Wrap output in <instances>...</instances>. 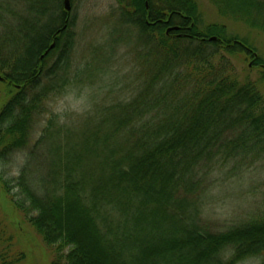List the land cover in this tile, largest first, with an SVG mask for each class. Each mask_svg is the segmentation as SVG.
<instances>
[{
	"label": "trees",
	"instance_id": "16d2710c",
	"mask_svg": "<svg viewBox=\"0 0 264 264\" xmlns=\"http://www.w3.org/2000/svg\"><path fill=\"white\" fill-rule=\"evenodd\" d=\"M208 1L264 34V0ZM59 3L0 0V159L26 147L42 104L70 85L66 21L55 27L68 14L40 24ZM119 3L140 36L135 94L96 102L73 128L49 118L17 179L0 178L3 193L53 251L49 264H264V204L227 226L205 217L214 189L264 159V61L225 25L201 26L195 0ZM238 54L258 82L237 78L227 56ZM7 232L2 218L0 264H28Z\"/></svg>",
	"mask_w": 264,
	"mask_h": 264
},
{
	"label": "rangeland",
	"instance_id": "374dc122",
	"mask_svg": "<svg viewBox=\"0 0 264 264\" xmlns=\"http://www.w3.org/2000/svg\"><path fill=\"white\" fill-rule=\"evenodd\" d=\"M195 1L201 16V26L212 23L225 25L230 34L245 38L264 61V34L219 17L208 0ZM59 2L56 14H46L40 24L45 30V25H50L63 11L68 14L66 19L63 18L54 26L61 27L65 21L67 24L60 49L64 51L65 59V50L68 49L66 44L70 43L66 60L69 67L65 70L70 85L63 89L59 97L42 104L43 113L35 117L26 147L0 159V178L3 180L12 182L17 179L29 159L30 148L38 140L49 118L52 117L57 125L73 128L77 126L79 117L91 110L96 102L130 98L139 83L136 65L139 67L140 61L135 60L133 54L139 47V31L134 26L126 28L119 22V0H69L68 12L63 8V0ZM13 7L18 11L22 9L14 4ZM56 56L57 53L51 60L48 59L46 64L49 67L55 62ZM227 58L240 82H258L261 70L253 67L250 59L242 54ZM261 90L264 95V88ZM232 166L229 164V169ZM225 185L214 189L205 205L206 219L221 226L238 223L251 215L258 206H263L264 159L249 167L243 179H230ZM3 192L0 186V220H5L10 234L7 233L14 239L11 242V246H14L12 251L23 252L28 264H49L53 251L40 243ZM243 264L257 262L247 261Z\"/></svg>",
	"mask_w": 264,
	"mask_h": 264
},
{
	"label": "water",
	"instance_id": "95a60500",
	"mask_svg": "<svg viewBox=\"0 0 264 264\" xmlns=\"http://www.w3.org/2000/svg\"><path fill=\"white\" fill-rule=\"evenodd\" d=\"M63 8H64V10H65L66 12H68V11L70 10V2H69V0H63ZM176 30H178L177 27L169 28V29L167 30V33L170 32V31H176ZM210 40H211V41H214V40H216V39L213 37V38H211ZM53 47H54V44H52V45L50 46V49H52ZM0 80H1V78H0Z\"/></svg>",
	"mask_w": 264,
	"mask_h": 264
},
{
	"label": "flooded vegetation",
	"instance_id": "af4514ba",
	"mask_svg": "<svg viewBox=\"0 0 264 264\" xmlns=\"http://www.w3.org/2000/svg\"><path fill=\"white\" fill-rule=\"evenodd\" d=\"M166 33H167V31H166ZM168 33H169V32H168ZM168 33H167V34H168Z\"/></svg>",
	"mask_w": 264,
	"mask_h": 264
}]
</instances>
